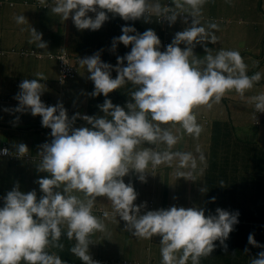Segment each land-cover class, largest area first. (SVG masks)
<instances>
[{"label":"clouds","instance_id":"obj_1","mask_svg":"<svg viewBox=\"0 0 264 264\" xmlns=\"http://www.w3.org/2000/svg\"><path fill=\"white\" fill-rule=\"evenodd\" d=\"M165 2L163 0V4ZM174 2L177 8L189 5L193 9L194 20L184 31L177 32L173 42H170L166 25L175 23L177 19L187 23L192 20V16L184 10L180 14L173 12L165 15L168 20L166 23H161L158 15L166 14L168 9H162L158 0L154 4L149 0H53V3L50 0H25L23 5L32 6L38 11L51 10L62 20L71 16L79 30L100 29L108 20V13L119 15L125 21L155 13L163 41L151 29L143 34L131 35L136 29L123 27V34L114 38L113 50L117 43L132 45V48L125 57H117L116 78L111 76L113 66L102 62L99 53L83 58L75 57L64 47L56 53L47 54L30 48H0V56L18 54L30 55L34 59H55L60 67L65 64L71 68L70 75L64 80L59 78L60 90L77 77L79 65L86 66L90 73L89 79L94 82L95 90L90 93L91 96L103 94L107 97L126 82L139 86L138 90L131 93L134 103L127 104L128 111L106 99L99 105L104 116L80 117L77 113L70 120L62 103L41 100L45 86L40 81L47 79L43 73H36L39 79H25L19 84L20 91L15 97L19 106L5 111H30L33 116L42 117V125L51 129L52 141L41 145L39 155L26 156V161L40 162L38 170L49 173L51 178L37 181L44 193L39 200L35 190L24 193L18 185L4 197V206L0 207V264H21L22 261L24 264H65L60 256L46 251L50 237L52 241H59L62 234L60 225L65 222L67 237H75L76 240L72 253L84 264H96L95 258L88 254V237L94 231H104L105 225L98 218L109 216L127 222L126 230L138 238L162 237V261L149 260L150 264H187L189 258L192 264H199L202 256L213 252L217 240L227 251L225 241L239 222L238 211L232 213L217 208L215 215L206 216L205 210L198 207L158 209L153 206L155 211L141 215V209H147L150 203L135 205L138 194L123 179L130 170H135L140 174L139 179L144 181L147 168L155 172L161 169L163 162L172 160V154L162 153L161 142L171 147L177 143V137L171 131L161 129L160 124L179 123L188 134L198 137L202 128L196 118L203 114L193 112L194 107L206 105L211 108L213 103H220L222 97L231 90L243 96L261 79L259 72L247 75L239 51L221 49L212 55L211 49L205 47L207 55L203 60L197 59L193 53L197 43L208 41L215 44L218 39L195 18L204 0ZM3 4L0 1V6ZM90 12L95 13L94 18L88 15ZM16 22L25 23V16H17ZM208 27L218 30L219 26L212 23ZM31 36L30 43L37 41L39 48H47L46 43L42 42V34L33 27ZM182 43L187 45L185 49L179 46ZM60 98L61 92L57 100ZM250 99L255 107L252 111L258 115L255 125L262 123L260 112H264V93ZM109 116L111 119L107 118ZM77 117L92 127L74 128ZM152 121L159 123L154 124ZM142 141L153 142L152 151H134ZM15 149L16 152L1 146L0 157H24L29 152L24 143L15 145ZM175 156L179 157L181 167L192 161V167L195 168L190 153H176ZM151 164L156 168L152 169ZM177 175L187 179L183 172ZM61 185H64L63 191H57ZM220 185L224 186V181H220ZM73 191L84 193L85 199L71 195ZM97 197H107L113 209L108 211L94 207ZM212 201L215 202V197ZM248 242L262 247L253 234L249 235ZM56 246L63 247L60 244ZM181 251L182 255L177 259L176 254ZM125 261L133 264L140 262L114 258H107L103 262L125 264ZM251 264H264V252L258 253Z\"/></svg>","mask_w":264,"mask_h":264},{"label":"crops","instance_id":"obj_2","mask_svg":"<svg viewBox=\"0 0 264 264\" xmlns=\"http://www.w3.org/2000/svg\"><path fill=\"white\" fill-rule=\"evenodd\" d=\"M0 1L4 2L0 6V48H30L47 54L50 52L56 53L64 47L75 57L82 56L83 58L99 53L102 62L113 66L111 71L112 78H116L118 75L115 70L118 66L117 57H125L126 54L130 53L132 48V45L126 46L123 43H117L115 50H113L114 38H118L123 34L122 28L125 26L135 28L136 32L130 33L131 35H136L137 33L143 34L149 29L155 31L157 34L159 29L155 21V13L149 16L146 14L145 17L140 19L128 21H125L119 15L108 13L109 18L100 29L95 31L91 29L79 30L75 26L71 16L67 20H62L61 16L52 13L51 10L38 11L32 6L23 5L25 0ZM50 1L53 3V0ZM149 2L154 4L157 0H149ZM158 2L162 6L163 0H158ZM173 3H175L174 0ZM181 3H183V0H181ZM174 6L176 7L175 4ZM181 9L193 15V9L189 5L184 4ZM21 15L25 16L26 22L18 24L16 17ZM88 15L93 18L95 17V13L90 12ZM195 18L200 21V25L204 26L207 32L214 34L218 38L215 44L208 41L197 43L193 49V53L197 59L203 60L205 58L207 55L205 47H207L211 49L212 55H215L221 49L239 51L246 65V73L253 72L252 74H255L257 72L254 67L262 65L260 68L261 72L259 73H261L260 81L263 84L260 87L254 84L251 89L245 91L243 96L239 93L234 94L229 91V94H225L222 97L220 103L212 105L211 108L206 105L193 108V112L202 113L208 116L209 119H211L210 117L228 116L225 107L237 108L240 106L242 108L243 118L244 121L246 120V124L239 133L246 139H243L239 135L242 142L241 149L239 152L232 154V161L226 163L229 174L231 165L245 158V152L248 150L246 147L247 139L262 140L264 137V127H259L254 124L258 115H254L252 110L255 107L250 99L255 95L264 93V0H204L203 5L200 6L199 15ZM193 20L194 18L186 23L178 19L175 23H170L167 38H171V42H173L175 34L191 26ZM212 23L219 26L218 30L208 27ZM32 27L38 33L42 34V42L46 43L47 48H39L37 41L30 43V40H32ZM179 46L183 49L187 47L184 43ZM253 58L255 59V66H252ZM32 60H36V62L33 63ZM124 61L127 60L125 59ZM60 68L55 59H34L30 55L21 56L18 54L0 56V102L5 103L0 108V123L5 124L4 128L0 127V147L7 146L10 150L16 152L15 145L24 143L29 148V152L24 157H0V177L4 181L3 187L5 188V191L0 192L1 205H3L1 195L11 191L14 183L20 187L32 188L36 191L37 198H39L44 193L40 190L37 181L45 177L51 178L49 173L38 170L40 162L26 161V156L39 155L41 145L52 141L53 137L51 133L43 135L44 132H48L51 129L42 125V117L33 116L30 111L24 113L5 111V109H15L19 106V101L15 97L20 91L19 84L23 80L39 79L36 77V73H43L47 79L40 81L45 86L41 100H46V103L49 101L62 103L67 110L70 120L77 113L80 114V117L84 115L92 117L104 116L105 114L99 105H102L106 99H110L114 105L124 107L126 111H128L127 104L134 103L131 93L138 90L139 86L131 82H126L121 88L109 93L107 97L103 94L91 96L90 93L95 90V85L89 79L90 73L87 71L86 66L82 67L81 65H79L77 77L68 81L60 90L58 85ZM15 74L16 78H14ZM14 86L16 87L15 91H13ZM55 86L59 90V95L61 92L60 100L56 98L55 91L57 89L55 90ZM10 98H14V100ZM228 99L230 103L227 105L225 100ZM17 117H19L18 121L16 120ZM80 117L76 118L73 124L74 128L92 127V125ZM260 117L264 119V112H260ZM107 118L111 119L110 116ZM148 119L151 120L150 117ZM152 123L156 124L159 122L152 121ZM160 127L161 129L171 131L177 137V143L171 147L161 142L162 149H164L163 152H168L173 155L176 153H190L195 161V169L201 175V178L204 177L209 163L207 156L198 150L201 144L194 137V134H188L179 123L170 122L169 124H160ZM152 144L153 142L142 141L135 147L134 151L144 149L152 151ZM201 156H203V160H201ZM189 162L192 165V161ZM169 166L170 168L173 167L168 161L163 162L161 169L155 171V174L146 169L144 181L139 179L140 174L135 170H130L129 174L123 177L124 182L126 184L130 183L137 192L138 196L136 201L144 202L146 201L145 199L149 200L153 198L158 209H168L172 206L178 208L185 207L186 203L180 201L183 195H180L177 191L175 192L174 188L175 179L178 175L173 173V168L170 170V174H168L167 169ZM174 168L177 173L180 172L175 166ZM229 180L232 183L230 176ZM63 187L64 185H61L56 190L62 192ZM24 188L20 189L23 190ZM203 188L206 191H202ZM207 189H209L208 183L202 188L197 189L196 192L198 194H202L203 192L207 194ZM33 190L27 191L30 192ZM70 194L76 195L81 200L85 199V195L82 192L73 191ZM210 198L212 201L213 197L211 195L206 197V199ZM234 201L238 210L239 207L235 196ZM193 204L198 208H203L206 216L213 215L216 212V210H211L212 205L210 207L208 202L195 200ZM94 207L108 211L113 209L107 197H97L94 202ZM98 219L105 225V230L94 231L89 235L88 240L90 243L88 254L91 258L97 255L108 259H128L129 261H140L143 263L149 260L162 261V237L159 235L153 236L151 239L138 238L131 231L126 230L127 222L118 217L109 216ZM237 226L234 225V230L230 233L231 237H234L233 253L235 257L238 251L239 237ZM60 227L67 232L66 222L61 224ZM72 239L74 241L72 243L75 244V237ZM214 244L215 248L219 247L221 249L222 245L219 240L215 241ZM225 244L227 245L226 241ZM246 247L249 252L241 255L240 261H246V264H251L258 252L252 248L250 243L248 245L246 244ZM180 255H182V251L176 254L177 259H179ZM208 256L210 255L202 256L199 259V264L203 263ZM189 261L192 264L191 258H189ZM22 263L24 264V262ZM210 264L214 263L212 262Z\"/></svg>","mask_w":264,"mask_h":264},{"label":"trees","instance_id":"obj_3","mask_svg":"<svg viewBox=\"0 0 264 264\" xmlns=\"http://www.w3.org/2000/svg\"><path fill=\"white\" fill-rule=\"evenodd\" d=\"M171 5L175 9V13L180 14L183 9L177 8L174 6L173 0H170ZM162 4L161 8H164ZM192 19H193V15ZM178 20V19H177ZM156 21V16H155ZM157 22V21H156ZM157 36L160 41H163V33L161 31L160 25L157 31ZM171 42V38H169ZM253 72H247V75L252 76ZM260 87L263 83L258 81L254 83ZM257 96V95H255ZM14 100V98H10ZM232 100V99H231ZM235 102L234 100H232ZM225 102L230 103L229 99ZM9 104V103H8ZM5 105L4 102L0 103V108ZM224 105V104H223ZM254 105V103H253ZM228 116L220 117H210L200 116L196 118L197 124L201 126L202 131L200 135L194 137L201 144L199 150L203 155L207 156L209 167L205 171L204 177L201 178V175L197 172L195 168L192 167L190 162L187 166L181 167L180 160L174 163L173 158L169 162L173 167H168L167 171L170 174V170L174 166L186 174V178L177 176L174 183L175 192L177 191L180 195H183L180 199L181 202H185L184 208L196 207L193 203L195 200H202L208 202L211 210L215 211L217 208L224 209L226 211L235 213L239 211V219L236 225L238 228V251L236 252V257L233 253L234 237L231 235L226 240L227 251L224 250L223 246L221 249L219 247L214 248L213 252L206 258L203 263L200 264H246V261H240L241 255L247 254L249 251H245V245L249 244L248 237L250 234L254 235L255 240L262 247L252 246L254 250L258 253L264 252V137L262 140L247 139V151L245 152V158L231 165L229 174L226 168V163H229L233 160V155L240 151L241 149V138L239 135L244 138L240 133L236 131L242 130L246 124L243 118L242 108L240 106L228 107L227 108ZM235 114V115H234ZM238 121L239 123H236ZM259 127H264V119L262 123L256 124ZM0 127L4 128L5 124L0 123ZM164 153V149H161ZM11 162V161H10ZM151 173L155 174L152 170L148 169ZM1 173V171H0ZM188 173H191L190 176H187ZM229 176L232 179V183L229 180ZM185 179V180H181ZM220 181H224V186L220 185ZM209 185L207 189V194L204 192L197 193V189L202 188L205 184ZM17 184L14 183V187L11 191L16 188ZM4 181L0 177V192L5 191ZM19 186V185H18ZM4 188V189H3ZM19 186L21 192L27 193V190H33L30 187H25L23 190ZM204 189V188H203ZM6 194L1 195V200H4ZM215 197V202L210 199H206L207 196ZM43 196V195H42ZM234 196L237 199V205L239 209L237 210L235 206ZM41 196H39L40 198ZM39 198H37L39 200ZM144 202L134 201V204L137 206L147 205L151 201H154L153 206L157 207L156 202L153 198ZM213 204H212V203ZM4 205L0 204V207ZM210 210V211H211ZM213 213V215H215ZM35 218V217H34ZM61 237L59 241H50L49 247L46 249L50 254H55L61 257L65 264H84L79 257L74 255L71 251L72 247L75 245L72 242L73 239H69L66 235V232L61 228ZM63 245L62 248L57 247L56 245ZM97 261V258L102 260L96 262V264H106L107 258L97 256L94 257ZM125 260V259H120ZM105 261V262H103ZM23 262V261H22ZM21 262V264H23ZM187 264H191L190 261H187Z\"/></svg>","mask_w":264,"mask_h":264},{"label":"built area","instance_id":"obj_4","mask_svg":"<svg viewBox=\"0 0 264 264\" xmlns=\"http://www.w3.org/2000/svg\"><path fill=\"white\" fill-rule=\"evenodd\" d=\"M164 8H167L168 9V12L166 14H161V15H158V20L159 22L161 23H166L168 20L165 18V15H171L173 12H175V9L173 8V6L171 5L170 3V0H166L165 2V5H164ZM61 76H60V80H64L68 75H70L71 73V68H69L68 66H66L65 64L61 67ZM157 152V151H155ZM151 168L152 169H155V167H153V165L151 164ZM114 211V210H113ZM147 211H155L153 209V202H150V205L147 209H141V215L143 214H146ZM118 215V214H116ZM95 262H100L99 259H97V261L95 260ZM125 264H133L132 262H128L126 263L125 261Z\"/></svg>","mask_w":264,"mask_h":264},{"label":"rangeland","instance_id":"obj_5","mask_svg":"<svg viewBox=\"0 0 264 264\" xmlns=\"http://www.w3.org/2000/svg\"><path fill=\"white\" fill-rule=\"evenodd\" d=\"M170 23H171V22H170ZM170 23H169V24H170ZM169 24L166 25L167 28H168ZM32 62L35 63L36 60H32ZM252 66H255V59H254V58H253V61H252ZM261 67H262V65H257V66L254 67V69H255L256 72H261V70H260ZM14 78H16V74L14 75ZM56 89H57V86H55V90H56ZM15 90H16V87L14 86V87H13V91H15ZM55 92H56V98H59V90L57 89ZM230 92H233L234 94L237 93L235 90H231ZM226 94H229V92H227ZM214 104H215V103H213L212 105H214ZM222 104H223V103H222ZM199 106H200V105H199ZM203 106H204V105H203ZM196 107H198V106H196ZM224 107H225V105H224ZM225 109L227 110L226 107H225ZM248 117H249V116H248ZM245 118H246V117H245ZM245 122H246V120H245ZM247 122H249V121H247ZM236 123H239V122L236 121ZM255 123H257V120L254 121V124H255ZM236 132L239 133V131H236ZM49 133H51V130L48 131V132H44L43 135H48ZM245 137H246V136H245ZM250 139H252V138H250ZM178 160H180L179 157H177V156L174 155V163H175L176 161H178ZM173 173L177 174L175 168H173ZM150 262H151V261H147L146 263H143V262H138V263H139V264H150ZM126 263H128V262L126 261Z\"/></svg>","mask_w":264,"mask_h":264}]
</instances>
